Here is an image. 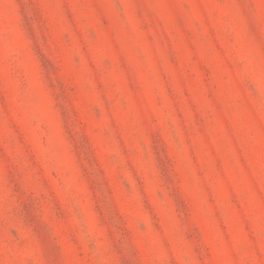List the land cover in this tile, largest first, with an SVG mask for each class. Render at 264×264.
<instances>
[{
  "label": "rangeland",
  "instance_id": "1",
  "mask_svg": "<svg viewBox=\"0 0 264 264\" xmlns=\"http://www.w3.org/2000/svg\"><path fill=\"white\" fill-rule=\"evenodd\" d=\"M0 264H264V0H0Z\"/></svg>",
  "mask_w": 264,
  "mask_h": 264
}]
</instances>
